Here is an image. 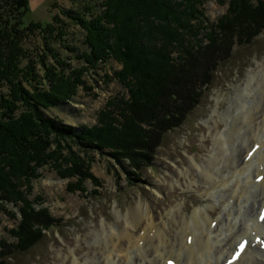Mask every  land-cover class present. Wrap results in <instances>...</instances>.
I'll return each mask as SVG.
<instances>
[{"label":"trees","instance_id":"16d2710c","mask_svg":"<svg viewBox=\"0 0 264 264\" xmlns=\"http://www.w3.org/2000/svg\"><path fill=\"white\" fill-rule=\"evenodd\" d=\"M29 1L0 0V88L6 90L0 93V209L18 207L19 223L10 232L18 253L38 244L57 223L28 197L40 169L47 166L61 179H76L70 191H80L90 154L97 152L120 166L126 160L134 170L127 175L137 176L153 165L165 134L181 127L198 105V86L211 77L200 66L199 54L219 48L228 53L264 32V0H229L215 26L207 24L201 10L204 0H105L98 15L90 7L81 15L65 12L84 31L86 48L78 55L83 66H69L68 73L48 46L49 38L55 40L57 17L52 24L25 26ZM36 32L48 37L43 57L23 45ZM47 54L57 66H48ZM109 60L120 70L112 77L104 74L106 83L115 79L127 96L108 101L95 126L77 132L45 114L70 103L79 89L88 92L84 75H97Z\"/></svg>","mask_w":264,"mask_h":264},{"label":"rangeland","instance_id":"374dc122","mask_svg":"<svg viewBox=\"0 0 264 264\" xmlns=\"http://www.w3.org/2000/svg\"><path fill=\"white\" fill-rule=\"evenodd\" d=\"M104 1L30 0L23 24H52L54 17H57L54 23L57 32L53 36L55 40H48V37L38 32L33 33L24 41V47L29 52L43 57L42 54L46 52L45 41L48 40L52 54L58 55L68 73L71 68L82 67L83 63L78 55L86 50L83 45L85 33L69 21L65 12L73 11L81 15L84 8L90 7L91 14L98 15L104 9ZM228 4L229 0H204L201 10L207 24L215 26L226 14ZM199 39L205 48L204 36H199ZM202 52L199 54L202 58L200 66L207 70L206 73L211 76L210 80L207 85L198 86V105L188 114L184 124L165 134L162 144L156 150L153 165L143 169L137 176L127 175V172L133 173L134 170L126 160H123L120 166L110 157L93 152L86 166L88 178L83 180L80 186V191H85L84 193L70 191V187H76V179H61L52 169L43 167L39 170L40 177L32 182V192L28 197L33 201L36 210L46 209L50 218L57 223L28 251L13 252L16 241L10 232L15 230L19 223L18 207L7 204L5 208L0 209V254L9 251L12 253L7 259L0 258V264H71L74 257L80 259L82 264L90 258L97 260L100 249L97 245L98 234L103 226L123 223V219L116 220L115 210L125 215L138 205H148L154 218L160 222L161 218L177 205L186 207L188 214L195 209L217 206L218 195L212 199L202 197L199 191L203 187L198 179V171L194 167L191 170L186 168L193 166L194 160L198 166H203L204 160L212 158L216 150V135L225 131L229 116L237 114V107L233 103L238 91L245 89L249 81H252L250 85L254 91L250 90L247 98L242 94L246 98V106L252 105L251 109L254 110V103H258L263 113L264 32L250 44L235 45L228 53L220 48ZM47 55L48 66H57L51 55ZM35 61L37 62V59ZM118 70L120 65L109 60L101 66L97 75L93 72L84 75L86 86L90 90L84 92L79 89L70 103L45 111V114L63 125L72 126L77 132L95 126L98 112L108 101L123 97L125 99L127 96L125 88L115 79L106 83L104 78V74L112 77V73ZM58 72H61V69ZM36 74L40 77L39 80L44 76L39 64L36 65ZM251 76H254V80L250 79ZM34 84H37V81ZM42 87L46 88L45 83H42ZM259 88H263V91ZM257 91L263 94L262 97ZM2 92L5 94V88H0V93ZM261 112L255 116L257 124L254 122L252 130L260 123ZM216 125L220 127L219 132L215 129ZM237 145L238 143H235L234 156L237 154ZM238 160H241V157L238 156ZM251 160H257L256 153L251 155ZM190 180L196 184L187 189ZM215 209L217 217L222 212L221 209ZM12 213L15 216H12ZM211 215L214 218V215Z\"/></svg>","mask_w":264,"mask_h":264},{"label":"bare ground","instance_id":"6f19581e","mask_svg":"<svg viewBox=\"0 0 264 264\" xmlns=\"http://www.w3.org/2000/svg\"><path fill=\"white\" fill-rule=\"evenodd\" d=\"M251 83L238 91L233 103L238 112L229 116L225 131L216 135L212 158L204 160L203 166L194 160L193 166L186 168L198 171L202 197L218 195L217 206L188 214L186 207L177 205L160 222L148 205H138L125 215L115 210L116 220L123 219V223L103 226L98 234L97 260L90 258L83 264H223L242 240L245 249L233 264H264V219L259 217L264 208V111L258 103L254 110L252 105L246 106L247 95L254 91ZM259 112L263 118L260 115L259 125L252 130ZM215 129L218 131L219 125ZM253 147H257V160L249 155ZM259 176L263 178L256 182ZM195 184L190 180L187 189ZM215 208L222 212L217 217ZM71 264L82 263L74 257Z\"/></svg>","mask_w":264,"mask_h":264}]
</instances>
